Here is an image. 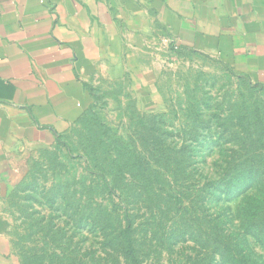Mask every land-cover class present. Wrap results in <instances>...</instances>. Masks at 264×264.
<instances>
[{"label":"rangeland","instance_id":"rangeland-1","mask_svg":"<svg viewBox=\"0 0 264 264\" xmlns=\"http://www.w3.org/2000/svg\"><path fill=\"white\" fill-rule=\"evenodd\" d=\"M150 94L90 89L82 116L29 152L5 205L16 264H262L264 84L162 45ZM225 192L227 195H222Z\"/></svg>","mask_w":264,"mask_h":264},{"label":"crops","instance_id":"crops-1","mask_svg":"<svg viewBox=\"0 0 264 264\" xmlns=\"http://www.w3.org/2000/svg\"><path fill=\"white\" fill-rule=\"evenodd\" d=\"M162 45L264 84V0H0V264H16L5 205L25 156L65 134L101 82L152 93Z\"/></svg>","mask_w":264,"mask_h":264},{"label":"trees","instance_id":"trees-1","mask_svg":"<svg viewBox=\"0 0 264 264\" xmlns=\"http://www.w3.org/2000/svg\"><path fill=\"white\" fill-rule=\"evenodd\" d=\"M261 182H264V165H257L252 168V171H250L248 178H244L242 180L241 185L245 184V188H249L248 186L256 184H260ZM250 189V188H249ZM222 195H227L225 192H223ZM126 242V248H127V256L132 264H137V259L133 253V249L131 247V243L129 241V237L127 236L125 238ZM257 243L259 246L264 247V235H260L257 237ZM264 264V261L263 263Z\"/></svg>","mask_w":264,"mask_h":264}]
</instances>
